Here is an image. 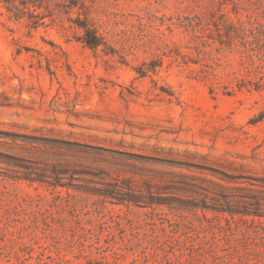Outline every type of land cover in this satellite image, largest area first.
Listing matches in <instances>:
<instances>
[{
    "label": "rangeland",
    "instance_id": "374dc122",
    "mask_svg": "<svg viewBox=\"0 0 264 264\" xmlns=\"http://www.w3.org/2000/svg\"><path fill=\"white\" fill-rule=\"evenodd\" d=\"M84 1L39 25L0 7V264H264V219L218 212L264 199V92L212 94L157 20L264 25V0ZM86 17L117 55L77 41Z\"/></svg>",
    "mask_w": 264,
    "mask_h": 264
},
{
    "label": "trees",
    "instance_id": "16d2710c",
    "mask_svg": "<svg viewBox=\"0 0 264 264\" xmlns=\"http://www.w3.org/2000/svg\"><path fill=\"white\" fill-rule=\"evenodd\" d=\"M65 3H68L66 7L70 10L80 8L86 11L90 9L84 0H65ZM0 7L6 11L10 18L16 21L35 20V25H39L47 17V12L62 14V0H0ZM235 13L238 15V12L235 11ZM157 20L162 25H168V30L171 33H173L172 27H175L189 35V39L166 44V48L170 50L169 56L189 58L193 53L182 56L180 49L194 51L198 57L195 64L198 65L205 61L203 69L200 71V78L202 81L211 82L210 92L212 94L217 91L228 96L244 91L264 92L263 24L250 20L234 22L230 19L205 24L199 16L162 17ZM142 22L143 19L137 17L139 26H143ZM77 26L82 32L77 40L79 43L94 52L102 49L107 56L118 54V51L101 33V28H97L88 17L83 21L79 19ZM159 34L165 37L162 32ZM227 53L233 57L232 60L228 59ZM174 54L176 55L173 56ZM47 61L50 62L51 59H47ZM139 74L141 77H145L147 70L141 69ZM32 183L43 182L38 179L33 180ZM95 195L102 198L104 202L110 201L121 205L131 204L143 208H150L154 205L153 202H147L143 198L133 197L130 194H120L121 196L118 197L110 192H100ZM223 199L227 204L232 203L229 197ZM181 203L183 204L177 208L179 210L201 209L199 206L188 207L184 202ZM250 205L253 210L239 212L227 209L218 212L231 216L242 215L264 219V199L251 198ZM203 209L209 208L203 206ZM256 264H263V261L256 260Z\"/></svg>",
    "mask_w": 264,
    "mask_h": 264
}]
</instances>
